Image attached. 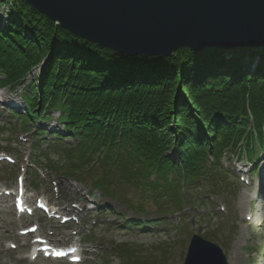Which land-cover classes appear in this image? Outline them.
I'll list each match as a JSON object with an SVG mask.
<instances>
[{"label": "trees", "instance_id": "trees-1", "mask_svg": "<svg viewBox=\"0 0 264 264\" xmlns=\"http://www.w3.org/2000/svg\"><path fill=\"white\" fill-rule=\"evenodd\" d=\"M4 2L11 7L0 15V87H22L26 124L59 113L65 136L54 134L58 143L80 141L62 144L67 158L78 161L70 176L91 170L103 153L98 166L114 181L139 179L153 193L175 190L181 181L194 192L204 181L221 195L224 155L243 154V143L255 158L254 146L264 149V49L181 50L163 59L118 55L77 38L23 0ZM45 59L40 86L27 85ZM116 170L123 178L114 179ZM105 177L96 187L115 196Z\"/></svg>", "mask_w": 264, "mask_h": 264}, {"label": "rangeland", "instance_id": "rangeland-1", "mask_svg": "<svg viewBox=\"0 0 264 264\" xmlns=\"http://www.w3.org/2000/svg\"><path fill=\"white\" fill-rule=\"evenodd\" d=\"M10 7L11 2L0 3V15L3 12L7 15ZM48 61L45 59L43 65L33 70L26 80L27 85L36 82L40 86V76ZM21 88L17 89L19 91L0 90V156L9 155L16 160L15 165L0 162V264H67L42 258L35 262L29 260L28 239L19 237L18 233L35 222L41 224L40 232L45 235L58 229L63 235L55 239L59 244L71 242L74 234L79 233L80 237L74 240L84 239L83 251L90 255L85 258L86 264H183L193 235L219 246L227 260L235 264H264V203L261 199L255 204L254 190L239 182L242 164L236 157L223 160L230 177L227 183H221L225 188L223 193L219 196L211 194L210 182L193 185L195 190L201 189L198 192H192L191 187L186 186L187 194L193 198L182 212L180 207L176 212L178 206L175 204L178 193L183 192L180 183L175 191L158 188L160 192L153 193L138 182L139 179L134 180L137 184L119 180L123 177L118 170L113 176L120 182H114L107 169L101 166L89 175L92 181L86 182L85 187L57 171V168L68 171L70 165L61 148H50L56 147L54 139L44 137L39 141L37 136H33L40 127L62 131V124L57 126L55 120L40 121L31 128L21 119L9 116L6 110L12 101L20 105L15 110L26 112ZM52 116L56 119L59 114ZM245 164L247 168L252 166L250 162ZM31 166L39 171L41 179L31 170L28 172ZM259 166H264V161ZM25 170L29 201L34 203L36 197H44L64 215L72 213L76 221L64 228L55 220L48 221L38 216L33 219L16 217L11 198L3 196L2 190L5 187L15 189L17 176ZM258 174L260 179L262 174ZM105 176H109L108 181L117 186L115 190L120 199L91 191L92 182L97 184ZM35 179L36 187L33 186ZM89 197L91 201L95 200V204L88 203V206L81 202V199ZM89 207L97 210H89ZM152 222L156 224H149ZM136 223H142V228L137 229ZM11 245L17 249L13 250Z\"/></svg>", "mask_w": 264, "mask_h": 264}, {"label": "water", "instance_id": "water-1", "mask_svg": "<svg viewBox=\"0 0 264 264\" xmlns=\"http://www.w3.org/2000/svg\"><path fill=\"white\" fill-rule=\"evenodd\" d=\"M72 35L118 55L264 49V0H24ZM185 264H227L199 236Z\"/></svg>", "mask_w": 264, "mask_h": 264}, {"label": "bare ground", "instance_id": "bare-ground-1", "mask_svg": "<svg viewBox=\"0 0 264 264\" xmlns=\"http://www.w3.org/2000/svg\"><path fill=\"white\" fill-rule=\"evenodd\" d=\"M263 174H264V172H263ZM263 177H264V176H263ZM261 187H264V178H263V180H262ZM243 201H245V198L243 199ZM236 251H237V250H236ZM236 251H235V252H236ZM235 252H234V253H235ZM234 260L237 261V258L234 257ZM228 264H235V263H233L232 261L229 260V261H228Z\"/></svg>", "mask_w": 264, "mask_h": 264}, {"label": "snow or ice", "instance_id": "snow-or-ice-1", "mask_svg": "<svg viewBox=\"0 0 264 264\" xmlns=\"http://www.w3.org/2000/svg\"><path fill=\"white\" fill-rule=\"evenodd\" d=\"M58 255H60V254L58 253Z\"/></svg>", "mask_w": 264, "mask_h": 264}]
</instances>
